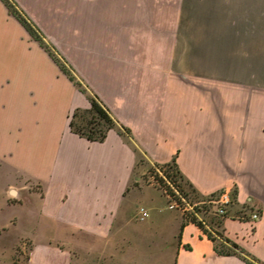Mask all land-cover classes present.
<instances>
[{
	"label": "crops",
	"instance_id": "crops-1",
	"mask_svg": "<svg viewBox=\"0 0 264 264\" xmlns=\"http://www.w3.org/2000/svg\"><path fill=\"white\" fill-rule=\"evenodd\" d=\"M15 1L87 91L0 0V264L27 243L25 264H251L160 188L128 190L140 154L231 190L224 232L264 264V0ZM88 92L131 132H73Z\"/></svg>",
	"mask_w": 264,
	"mask_h": 264
},
{
	"label": "trees",
	"instance_id": "trees-1",
	"mask_svg": "<svg viewBox=\"0 0 264 264\" xmlns=\"http://www.w3.org/2000/svg\"><path fill=\"white\" fill-rule=\"evenodd\" d=\"M11 13H13L26 27L34 39L38 40L42 46L48 50L53 59L58 63L60 68L69 75L76 85L83 91H87V88L83 85V82L75 75L73 69L70 67L67 60L59 54L56 47L52 41L46 39L45 34L40 30L37 24L33 19L23 11L15 0H3ZM89 99L91 101L90 106L81 107L78 106L74 108L71 113L70 118V129L73 132L80 134L81 136L87 137L89 140H99L102 141L106 138L109 130L114 127H118L119 130L127 131L130 133V129L121 123L114 117L110 111L108 105L94 93H89ZM80 117V119H78ZM173 163L176 167V170L179 172V175L185 180V182L192 187V190L201 195L200 198L191 201L193 205V210L183 212L184 220L182 222V227L186 222L193 221L198 224L203 232L214 242V248L217 252L223 255L237 254L239 257L248 261L251 264H263L261 260L249 253L245 248H243L238 241L229 237L225 234L222 223H224V218L222 219L220 215L214 214L212 216L211 223L209 227L205 226L202 218H200L195 212L199 210L206 209L208 210L210 206L207 204L206 200L208 197L203 196L197 191V189L192 185V183L185 179L184 174L181 172L177 166L176 157L168 162H163L165 164ZM176 181V179L174 180ZM178 189L182 192L184 197L188 196V192L184 190L183 186L180 183H176ZM172 198L180 200V196L172 193ZM190 247L189 245H186Z\"/></svg>",
	"mask_w": 264,
	"mask_h": 264
},
{
	"label": "rangeland",
	"instance_id": "rangeland-1",
	"mask_svg": "<svg viewBox=\"0 0 264 264\" xmlns=\"http://www.w3.org/2000/svg\"><path fill=\"white\" fill-rule=\"evenodd\" d=\"M80 119V117L78 118ZM135 178L130 183V187L134 188L137 192L142 190V188H147V195L148 196H155L158 198L160 196V192L154 188L158 187L160 188L164 194H168L171 199L172 193L174 192L176 196H180L182 198V192L178 189V186L176 183H180L184 190L188 192V196L184 197L187 201H193L201 197L197 192L192 190V187H190L185 180L179 175V172L176 170V167L173 165L172 162L170 164H165L163 162H156L152 161L145 157V155L140 154L139 155V161L135 168ZM176 179V181H174ZM217 193H214L213 196H216ZM140 203L136 204V206H139ZM202 217L207 221V224L210 225L213 223L211 221L212 216L215 214L214 212L210 210H201L199 212ZM15 232V233H14ZM8 234H15L14 237L17 235H28L31 236L34 239H40L43 237L44 233L40 231H31L28 230H16V231H5V236ZM57 235V234H53ZM22 255L20 256V259L16 260L17 264H25L27 262V257L29 255V243L25 244V246L21 249Z\"/></svg>",
	"mask_w": 264,
	"mask_h": 264
},
{
	"label": "built area",
	"instance_id": "built-area-1",
	"mask_svg": "<svg viewBox=\"0 0 264 264\" xmlns=\"http://www.w3.org/2000/svg\"><path fill=\"white\" fill-rule=\"evenodd\" d=\"M214 193H217V195L213 196ZM206 197L208 198L204 201H206L207 204L210 206L208 210L220 215L222 219L228 215L229 204H231L234 200V195L231 190H219L217 192H212L206 195ZM173 200L175 201V204L178 205L183 210V212H186V211L188 212L190 210H193L194 204L191 201H187L183 196L180 200H177L176 198L175 199L173 198ZM203 210H206V209H203ZM139 212L141 213V216L144 218L149 215V211L145 209L144 206H140ZM199 212H201V210L196 211L195 213L200 218H202L205 226L209 227V225L207 224V221L202 217V215ZM247 214H248L247 219H249L251 222H254L256 219L261 217V213L259 209L249 210L245 207L241 211V213L240 212L238 213L237 216H239L240 218H246Z\"/></svg>",
	"mask_w": 264,
	"mask_h": 264
}]
</instances>
